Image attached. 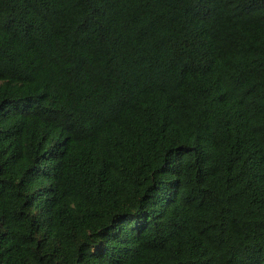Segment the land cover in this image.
Listing matches in <instances>:
<instances>
[{
  "label": "trees",
  "instance_id": "trees-1",
  "mask_svg": "<svg viewBox=\"0 0 264 264\" xmlns=\"http://www.w3.org/2000/svg\"><path fill=\"white\" fill-rule=\"evenodd\" d=\"M0 264H264V0H0Z\"/></svg>",
  "mask_w": 264,
  "mask_h": 264
}]
</instances>
